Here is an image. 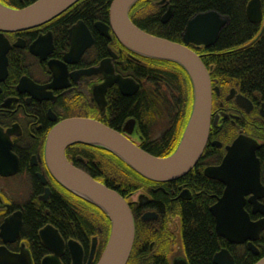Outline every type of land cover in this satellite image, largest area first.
Returning <instances> with one entry per match:
<instances>
[{
    "label": "flooded vegetation",
    "instance_id": "1",
    "mask_svg": "<svg viewBox=\"0 0 264 264\" xmlns=\"http://www.w3.org/2000/svg\"><path fill=\"white\" fill-rule=\"evenodd\" d=\"M34 1L36 0H0L2 4L18 9ZM177 1L139 0L136 4L141 3L157 12L164 23L162 18L170 8L173 9L171 18L173 17ZM244 1L247 10L251 0ZM260 2L263 16L259 29L262 31L264 0ZM143 10L140 12L144 13ZM209 10L228 17L229 21L222 30L230 24L229 15L213 8L196 11L186 24L196 14ZM79 20L82 19L74 20L71 24H53L50 21L22 31L0 30V259L3 260L27 250L32 264H36L38 252L31 241L23 236V229L28 205L39 211L41 203H48L53 193L61 188L48 169L44 155L47 136L57 123L72 117L107 120L113 102H117L123 94L117 83L106 91L104 85L107 79L117 75L133 79L139 85L137 92L127 97H134L146 85L148 94L156 93L157 99L165 104L176 100V92L169 93L160 79H153L150 75L145 77L137 72L139 65L146 68L150 65L148 67L151 70L150 63L159 59L149 58L146 61L133 53L123 54L112 31V37L108 38L95 27V23L100 20L95 21L93 26L82 20L91 32L93 43L80 57H68L72 51L69 30ZM103 23L109 24V21ZM103 40L108 44L106 48ZM217 41L218 39L211 46L188 44L204 63L211 61L213 114L207 146L210 153L199 166V172L204 173L207 167L220 165L227 146L232 145L240 136L248 137L258 144L256 156L260 162V182L263 188L259 187L246 194L244 209L253 222L259 223L261 229L253 241L247 239L243 243L228 242V245L237 254L241 249L251 250L249 243L252 242L259 247L258 257L261 259L264 256V91L243 89L236 76L228 77L217 73L218 62L254 47L247 42L241 46L218 48L215 46ZM105 60L106 65L101 66ZM52 62L54 66L51 65ZM162 69L163 73H167L169 64H163ZM128 128V136L139 145L143 144L145 139L139 132V122L136 121L134 127ZM77 146L67 149L69 161L94 179L103 180L105 154L97 149L88 151L85 146ZM89 153L92 161L87 157ZM204 182V186L195 187L193 177L186 176L168 182L148 180L141 181L135 190L125 193L133 214L140 216L138 252L146 264L162 261L174 264L179 259H186L180 239L185 203L201 192L216 200L225 189L223 183L216 179L204 178ZM154 215L155 219L144 220L145 216ZM64 240L66 246L60 260L65 264V259L69 257L72 264L68 240ZM41 244L43 245L42 239ZM83 254V264H88V252L84 251ZM48 256H53V253L44 246L40 264ZM213 259L212 263L215 264Z\"/></svg>",
    "mask_w": 264,
    "mask_h": 264
},
{
    "label": "water",
    "instance_id": "2",
    "mask_svg": "<svg viewBox=\"0 0 264 264\" xmlns=\"http://www.w3.org/2000/svg\"><path fill=\"white\" fill-rule=\"evenodd\" d=\"M79 1L36 0L20 9L8 7L0 2V30L20 31L41 26L57 18ZM136 1L113 0L109 11V24L97 21L95 27L105 37L110 38L113 33L122 46L137 55L171 60L180 64L192 82L193 104L176 151L165 158L145 151L125 134H129L128 127L133 121H129L124 128L125 133H121L96 119L72 117L60 121L49 132L44 155L51 174L64 189L101 208L111 223L107 245L97 264H127L135 241L132 210L126 198L116 190L73 166L67 159V148L72 144L100 147L152 181L168 182L187 174L197 164L207 147L213 98L209 71L200 56L190 49L188 44L211 46L229 21L228 17L215 10L198 13L188 21L183 32V43H178L153 36L138 27L129 15ZM246 11L252 21H261L263 13L260 0H251ZM172 13L173 9L170 8L162 21L168 22ZM69 33L72 51L68 57H80L93 43L91 32L80 20L70 28ZM106 61H103L101 66H105ZM51 65L54 66V63ZM114 83L119 85L122 94L133 93L130 88L133 85L132 80L121 75L107 79L104 90ZM215 89L218 91V88ZM257 148L258 144L254 140L240 136L232 145L227 146L228 152L222 163L205 171L207 176L226 185L224 194L211 207V212L215 218L217 234L232 243H243L247 239L253 241L261 229V226L251 222L244 209L246 194L259 187L263 188L260 182V162L256 156ZM39 235L44 246L53 253V256L45 257L41 264H62L60 255L64 252L66 243L59 231L52 225H47L40 230ZM67 244L71 250L72 264H83V249L72 239L67 241ZM96 247L94 240L88 264L93 262ZM249 247L254 249L252 242ZM15 257L0 259V264H32L27 250H22V253ZM213 261L215 264H235L227 250L216 253ZM174 264L189 263L182 258ZM257 264H264V258Z\"/></svg>",
    "mask_w": 264,
    "mask_h": 264
},
{
    "label": "trees",
    "instance_id": "3",
    "mask_svg": "<svg viewBox=\"0 0 264 264\" xmlns=\"http://www.w3.org/2000/svg\"><path fill=\"white\" fill-rule=\"evenodd\" d=\"M111 2L112 0H80L63 14L53 19L51 23L71 24L74 20L82 19L88 25L93 26V23L97 20L108 22ZM210 8L216 9L231 17L230 24L221 31L215 45L216 47L227 48L241 46L253 41L257 37L259 25L253 24L247 19L246 2L244 0H178L173 17L165 24L161 22L157 12L139 3L131 9L130 18L138 27L149 33L171 41L181 42L186 21L196 11ZM141 9H144V13L140 12ZM103 43L104 48H106L108 44H105V40H103ZM249 46L254 48L238 52L218 62L217 73L236 76L241 81L243 89H261L264 91V34ZM119 47L123 53H130L121 45ZM139 57H142L146 61L149 60L147 57ZM210 62L206 61V64L210 65ZM165 63L169 64V71L167 73H163L164 71L162 69V65ZM150 64H152L151 70L148 67L150 65L147 66L149 69L146 66L139 65L137 72L145 77L150 75L153 79H160V82L166 86L169 93H172V91L177 93L185 92V101L183 103L177 101V104L172 106V108L170 106L165 108L166 104L157 99V94H148L147 90L141 93L139 92L134 97L120 96L117 102H113L110 116L104 122H108L111 117L113 126L117 127V124L123 121L125 122L131 116L135 117L139 123L149 121L151 124L159 117L158 114L161 111L166 110L167 120L169 119L171 122H168L169 125L173 129V126L176 125V129L179 130L176 137H174L175 135L171 136L172 134H169L166 137L167 141L161 143H157L156 141L150 142L146 137L144 143L140 144L145 151L154 156H161L170 154L179 142L191 111L192 89L191 84L188 82L181 68L162 60H153ZM177 117H181L180 120H177ZM99 151L105 154V176L102 181L110 188L117 190L125 196V193L135 190L141 181H147L114 154L103 149H99ZM209 153L210 148L207 147L201 162L209 157ZM87 157L92 161L90 154ZM186 177H193V185L195 187L205 185L203 176L196 174V171H191ZM60 187V190L53 193L48 203H41L39 211L33 209L31 205H28L29 208L25 216L23 236L31 241L32 246L38 252L36 264H40L44 250V246L41 244L39 230L47 223L53 224L64 239H87V244L88 238L97 233L98 230L96 228L102 226L105 236L100 238L101 244L98 257L108 240L109 220L106 214L70 193L62 186ZM212 202L213 200L209 195L201 192L184 205L182 212V242L189 264H213L212 259L214 254L222 246H228L226 240L216 235L215 220L209 211V206ZM46 209L50 210V214H45ZM89 209L93 211L96 209L93 217H91L90 212H87ZM137 227L132 256L134 260H136L135 255H139L138 250L140 247L139 225ZM247 258L250 261L248 264H252L250 254H247ZM64 263L70 264L69 257L65 259ZM142 264H146V262L142 260ZM155 264L167 263L162 261Z\"/></svg>",
    "mask_w": 264,
    "mask_h": 264
},
{
    "label": "bare ground",
    "instance_id": "4",
    "mask_svg": "<svg viewBox=\"0 0 264 264\" xmlns=\"http://www.w3.org/2000/svg\"><path fill=\"white\" fill-rule=\"evenodd\" d=\"M113 1V0H112ZM139 0H137L136 2H135V4L131 7V9L136 5V3L138 2ZM111 4H112V2H111ZM7 6V5H6ZM111 6V5H110ZM9 7V6H8ZM131 9H130V11H131ZM110 11V10H109ZM129 15H130V12H129ZM247 19L249 20V22H251V23H253V24H257V25H259V22H254V21H252L249 17H248V15H247ZM80 21V20H79ZM187 25V24H186ZM186 27V26H185ZM185 29V28H184ZM222 30V29H221ZM264 30V29H263ZM262 30V31H263ZM20 31H22V30H20ZM262 31H260V29H259V32L257 33V38L256 39H254V41L252 42V43H255L263 34H264V31H263V33H262ZM147 32V31H146ZM184 32V31H183ZM147 33H149V32H147ZM149 34H151V35H153V36H156V37H159V36H157V35H154V34H152V33H149ZM219 37V36H218ZM161 38H163V37H161ZM182 38H183V34H182ZM178 43H183V40L181 41V42H178ZM119 45H121L120 43H119ZM248 45H251V42L250 43H248ZM122 46V45H121ZM123 48H125L124 46H122ZM126 49V48H125ZM126 50H128V49H126ZM130 53H133V52H131L130 50H128ZM124 54V53H123ZM133 54H135V53H133ZM137 55V54H136ZM159 60H161V59H159ZM162 61H165V62H169V63H171V65H173V66H175V67H178V68H181V70H183V72H184V74L186 75V78H187V80H188V82L191 84V89H192V82H191V79H190V77H189V75H188V73L182 68V66L180 65V64H178L177 62H174V61H171V60H162ZM203 62V61H202ZM203 64L205 65V67L207 68V70L209 71V77H210V80H211V85H212V78H211V74H210V69H211V66L210 65H207L206 63H204L203 62ZM228 76V75H227ZM229 76H231V75H229ZM228 76V77H229ZM238 79V78H237ZM132 80V87H131V92H133L131 95H134L136 92H137V90L139 89V85L133 80V79H131ZM147 87H146V85L145 86H143L140 90H139V92L141 93V92H143L144 90H147L146 89ZM212 89H213V87H212ZM138 92V93H139ZM131 95H124L123 94V96H125V97H127V96H131ZM185 97H186V93L185 92H182V93H174V99H176L175 101H169V103L168 104H166V106H165V108L167 107V106H170L171 108H172V106H175L177 103V101H179V102H181V103H183L184 101H185ZM192 104H193V89H192ZM212 105H213V103H212ZM191 109H192V105H191ZM191 112V111H190ZM212 114H213V112H212V109H211V119H212ZM158 116L159 117H157V119H155V121L153 122V123H149V121H147V122H144V123H139V128H140V131H139V129H138V131L140 132V134H141V137L143 138V139H146V137L148 138V140L150 141V142H157V143H161V142H165V141H167V139H166V137L167 136H169V134L171 135V136H174V137H176V135H177V133L179 132V130H177L176 129V125H174L173 127H174V129L167 123V122H169V123H171L170 122V120L168 119L167 120V111L166 110H164V111H161L159 114H158ZM85 118H87V117H85ZM180 118L181 117H177V120H180ZM92 119H94V118H92ZM97 120V119H96ZM100 121V120H99ZM126 122L124 123V121L123 122H121V123H119V124H117L116 126L117 127H114L113 126V121H112V118L110 117L109 118V120H108V122H104V121H101L102 123H104L106 126H108V127H110V128H112V129H114V130H116V131H118V132H121V133H125L124 132V128L126 127V124L129 122V121H133L131 124H130V126H135V124H136V121H138L135 117H128L126 120H125ZM139 122V121H138ZM160 122H166V126H165V129H164V131L159 135V136H157V137H153L152 135V131H153V129H154V127H156ZM212 123V122H211ZM123 124H125L124 125V127H123ZM187 124V123H186ZM186 126V125H185ZM211 128H212V125H211ZM211 128H210V132H211ZM184 129H185V127H184ZM184 129H183V131H182V133H181V136H180V139H179V142H178V144L176 145V147L174 148V150L170 153V154H167V155H161V156H157V157H161V158H165V157H167V156H170V155H172L175 151H176V149H177V147H178V145H179V143H180V141H181V138H182V136H183V133H184ZM127 136L129 135V134H127V133H125ZM129 137V136H128ZM209 137H210V133H209ZM130 138V137H129ZM169 138V137H168ZM131 139V138H130ZM133 142H135L133 139H131ZM209 141V140H208ZM77 145H81V146H85L86 148L85 149H87L88 151H91V150H93V149H97V150H99V149H102V148H100V147H95V146H89V145H83V144H72V145H70L67 149H70V148H72V147H78ZM172 146V145H171ZM207 146H208V144H207ZM207 148V147H206ZM104 150V149H103ZM206 150V149H205ZM66 152H67V150H66ZM205 152V151H204ZM227 152H228V150H227ZM227 152H226V154H227ZM90 154V153H89ZM204 154V153H203ZM226 154H225V156H226ZM203 156V155H202ZM224 156V157H225ZM68 159V158H67ZM120 159V158H119ZM224 159V158H223ZM201 160H202V157L199 159V161L197 162V164L187 173V174H185L184 176H187L191 171H196V174H199V175H201V176H203V178H211V177H209V176H207L206 175V173H205V171H206V169L207 168H209V167H213V166H209V167H207L206 169H205V171H204V173H203V171H201V172H199V166L201 165V163L203 162V161H205V160H203L202 162H201ZM68 161H69V159H68ZM223 161V160H222ZM73 166H75L71 161H69ZM76 168H79V169H81L80 167H77V166H75ZM81 170H83V169H81ZM133 170V169H132ZM84 171V170H83ZM137 173V172H136ZM140 175V174H139ZM141 176V175H140ZM143 177V176H142ZM144 178V177H143ZM146 179V178H145ZM211 179H214V178H211ZM95 180H97V179H95ZM147 181H148V179H146ZM217 180V179H216ZM97 181H99V182H102V183H104L103 181H102V179H100V180H97ZM149 181H152V180H149ZM218 181V180H217ZM105 184V183H104ZM223 185H224V191L220 194V195H218V197H217V199L216 200H213V198H212V200H213V202H212V204H210V206H209V211H210V213L213 215V213L211 212V207L212 206H214L216 203H217V201H218V199L224 194V192H225V190H226V185L223 183ZM108 186V185H107ZM109 187V186H108ZM115 190V189H114ZM117 191V190H116ZM118 192V191H117ZM119 193V192H118ZM119 194H121V193H119ZM122 195V194H121ZM124 198H126V200H127V196L125 195H122ZM80 199H82V198H80ZM82 200H84V199H82ZM46 201V200H45ZM85 202H87L86 200H84ZM127 202L129 203V201L127 200ZM43 203H45V202H43ZM87 203H89V202H87ZM46 204V203H45ZM89 204H91V203H89ZM94 208H96V209H98V210H100L101 212H103V213H105L101 208H99L98 206H96V205H93V204H91ZM129 205H130V203H129ZM130 208H131V205H130ZM96 209H95V211H96ZM95 211H93L92 209H89V210H87V212H90V215H91V217H93V214L95 213ZM45 214H50V210L49 209H46L45 210ZM106 214V213H105ZM132 215H133V220H134V222H135V239H136V230L138 229V225H139V223H141V220H140V216H137V215H134L133 214V212H132ZM107 216V215H106ZM213 217H214V215H213ZM108 218V217H107ZM156 218V215H154V216H145L144 217V220L145 221H149V220H152V219H155ZM250 218V217H249ZM109 220V219H108ZM214 220H215V218H214ZM251 220V219H250ZM251 222H253L252 220H251ZM253 223H255V222H253ZM255 224H257L258 226H259V223L258 222H256ZM47 225H52L55 229H57L53 224H50V223H48ZM47 225H45V226H47ZM44 226V227H45ZM97 226H98V224H97ZM108 227H109V234H110V231H111V223H110V221H109V225H108ZM182 227H183V223H182ZM98 231H97V233L96 234H94V235H91L89 238H88V244H87V239H76V238H70V239H67L68 241L69 240H74L75 242H77L78 243V245L84 250V251H86V252H88V256H89V260H90V258H91V251H92V246H93V242H94V240H96V244H97V247H96V251H95V253H94V256H93V262H92V264H97L98 263V261L100 260V258H101V256H102V254H103V252H104V250H105V247H106V245H107V243L105 244V246H104V249H103V251L101 252V254H100V256L98 257V253H99V248H100V244H101V242H100V238L101 237H104L105 236V232H104V229H103V227L102 226H98L97 228H96ZM58 230V229H57ZM215 230H216V223H215ZM59 231V230H58ZM183 235V234H182ZM182 235L180 236V239H181V241L183 240V238H182ZM216 235L218 236V237H220V238H223L224 240H226L227 242H229L226 238H224L223 236H219L218 234H217V231H216ZM109 237V236H108ZM134 243H135V241H134ZM44 245V244H43ZM88 248H87V247ZM133 248H134V245H133ZM251 249V248H250ZM221 250H227L228 251V253H229V256L234 260V263L235 264H248L250 261H249V259L247 258V254H250V256L252 257V264H257L258 262H260L261 261V259H263L264 258V256L260 259L259 257H258V253L260 252V250H259V247H257V246H255L254 245V249H251V250H248V249H241V251L239 252V253H233L232 251V248L228 245V246H222L220 249H219V251H221ZM83 251V252H84ZM219 251H217V253L219 252ZM132 256H133V250L131 251V255H130V257H129V260H128V262H127V264H142V258H141V256H139V255H135V259L136 260H134V258H132ZM142 259V260H141ZM186 260H187V258H186ZM189 263V262H188Z\"/></svg>",
    "mask_w": 264,
    "mask_h": 264
},
{
    "label": "rangeland",
    "instance_id": "5",
    "mask_svg": "<svg viewBox=\"0 0 264 264\" xmlns=\"http://www.w3.org/2000/svg\"><path fill=\"white\" fill-rule=\"evenodd\" d=\"M166 126L167 124H166V122L164 123V122H160L156 127H154V129H153V131H152V136L153 137H157V136H159L163 131H164V129H165V126Z\"/></svg>",
    "mask_w": 264,
    "mask_h": 264
}]
</instances>
